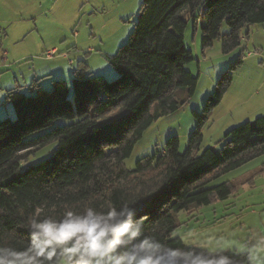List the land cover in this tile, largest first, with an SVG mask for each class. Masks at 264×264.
Instances as JSON below:
<instances>
[{
  "label": "trees",
  "instance_id": "16d2710c",
  "mask_svg": "<svg viewBox=\"0 0 264 264\" xmlns=\"http://www.w3.org/2000/svg\"><path fill=\"white\" fill-rule=\"evenodd\" d=\"M202 6L203 48L221 38L228 53L241 44L246 25L264 23V0H143L128 41L106 56L117 78L76 69L72 95L64 81H54L48 91L34 80L33 95L18 86L7 90L16 117L0 119V246L24 248V225L34 217L123 203L136 208L146 233L171 247L190 246L174 235L176 214L228 199L241 180L224 177L264 155V115L229 129L219 152L202 150L203 128L243 62L238 58L218 80L203 113L195 112L196 127L184 152L173 136L162 151L126 167L148 127L182 104L176 91H196L197 78L186 68L194 58L184 40L189 20ZM60 119L70 123L54 126ZM52 143L56 147L46 158L29 163Z\"/></svg>",
  "mask_w": 264,
  "mask_h": 264
},
{
  "label": "rangeland",
  "instance_id": "374dc122",
  "mask_svg": "<svg viewBox=\"0 0 264 264\" xmlns=\"http://www.w3.org/2000/svg\"><path fill=\"white\" fill-rule=\"evenodd\" d=\"M142 1L4 0L0 5L2 86H18L24 93L33 95L36 93L31 89L34 80H39L41 87L48 91L52 90L54 81H64L72 95L76 69L104 75L108 80L117 78L118 71L106 56L115 55L128 41ZM205 10V6L200 7L197 18L189 20L184 40L194 58L186 68L197 78L196 91L193 95H189L187 88L176 91V99L182 104L148 127L125 161L128 169H133L138 159L162 151L173 136L180 139V151L186 150L196 127L195 112L203 113L218 80L238 58L243 62L234 70L228 91L203 128L202 150L212 147L219 152L229 129L264 115V23L246 25L241 32V44L225 53L221 38L209 47L202 46ZM228 32L224 22L221 33ZM11 108V102L0 98V119H14L16 115ZM68 123L69 120L60 119L54 126ZM55 147L56 143H52L41 149L29 163L43 160ZM253 165L264 167V155L224 177L241 180L228 199L178 212L179 226L174 235L180 236L186 245L211 249L234 239H246L255 227L264 230L263 176L255 184L253 179L243 184L245 171Z\"/></svg>",
  "mask_w": 264,
  "mask_h": 264
},
{
  "label": "clouds",
  "instance_id": "9594fccd",
  "mask_svg": "<svg viewBox=\"0 0 264 264\" xmlns=\"http://www.w3.org/2000/svg\"><path fill=\"white\" fill-rule=\"evenodd\" d=\"M27 245L0 246V264H264V230L215 248L171 247L144 231L128 203L71 209L24 225Z\"/></svg>",
  "mask_w": 264,
  "mask_h": 264
},
{
  "label": "crops",
  "instance_id": "0c3cea01",
  "mask_svg": "<svg viewBox=\"0 0 264 264\" xmlns=\"http://www.w3.org/2000/svg\"><path fill=\"white\" fill-rule=\"evenodd\" d=\"M3 1L4 0H0V5L3 4ZM1 85H0V98H2V100H6V92L7 90L13 88V87H3L2 86V82L0 81ZM15 87V86H14ZM13 107V106H12ZM13 113H15V110L14 108H11ZM252 163H255V160L254 162H251L249 163L248 165H251ZM263 168V171L261 172L260 170ZM258 167L257 165H253V166H249V168L245 171L243 177H245V183L246 184V181H248L249 179L252 181V179L254 180V184L257 183L258 181V178H260L261 176L263 181H264V167ZM256 177V179H254ZM253 230H261L260 228L258 227H255Z\"/></svg>",
  "mask_w": 264,
  "mask_h": 264
},
{
  "label": "built area",
  "instance_id": "2783aa9c",
  "mask_svg": "<svg viewBox=\"0 0 264 264\" xmlns=\"http://www.w3.org/2000/svg\"><path fill=\"white\" fill-rule=\"evenodd\" d=\"M53 51H55V50H53ZM49 55H51V54H49Z\"/></svg>",
  "mask_w": 264,
  "mask_h": 264
}]
</instances>
